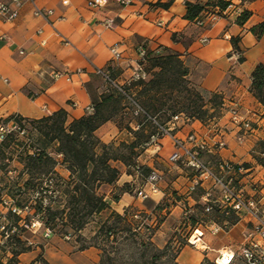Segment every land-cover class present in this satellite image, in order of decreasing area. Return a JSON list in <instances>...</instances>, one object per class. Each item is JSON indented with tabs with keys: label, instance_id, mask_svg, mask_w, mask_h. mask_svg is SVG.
<instances>
[{
	"label": "crops",
	"instance_id": "crops-1",
	"mask_svg": "<svg viewBox=\"0 0 264 264\" xmlns=\"http://www.w3.org/2000/svg\"><path fill=\"white\" fill-rule=\"evenodd\" d=\"M3 1L11 4V0ZM34 1L40 9L53 10L50 23L34 15L33 5L28 0H24L17 20L8 22L0 16V121L15 115L26 120L40 119L60 110L66 111L69 122L80 119L94 113L104 95L130 81L140 61L141 46L149 53H176L189 70L188 79L206 100L214 94L223 97L222 114L209 123L181 120L168 124L172 135L153 141L139 156L137 162L153 170H157L155 163L168 167L170 173L159 183L157 192L149 190L147 199L130 192H123L118 200H113L109 194L106 199L119 213L135 206L153 217L167 211L163 225L192 223L189 217L204 212L207 205L217 207L221 194L209 181L195 186L192 170L170 160L172 154L181 152L175 138L186 141L194 134L198 142L212 147L219 138L217 133L222 131L221 139L226 146L203 152V159L212 166L220 161L248 166L239 177V184L247 196L259 201L260 208L264 209V165L260 157L254 155L256 152L264 157L258 149V144L264 142V106L251 93L252 73L257 65L264 64V34L258 37L252 31L264 22V0L246 1L243 10L251 15L243 25L238 24L237 19L223 18L203 27L187 18V4L203 6L208 0H135L130 6L108 0L104 8H91L89 0ZM108 20H112V27L106 26ZM237 37L238 50L232 42ZM114 46L121 55L118 60L114 58ZM98 70L109 73L112 81ZM233 106L244 119L252 122V132L245 133L233 122L230 113ZM132 114L129 125L137 131L141 124ZM121 116L119 112L113 120L103 124L97 134L103 140H112L120 133L117 118ZM116 166L121 176L110 193L126 184L140 189L136 172H129L122 163ZM253 186L258 187V193ZM211 214L206 215L207 219L215 221L196 223L234 224L217 233L205 230L201 241L203 251L193 248L197 244L185 246L178 258L180 264H201L205 258L212 259L225 248L237 251L253 243L264 244L259 237L251 241L247 238L256 220L245 211L233 213L235 221L228 220L229 215L224 214L223 222H218L222 219L216 209ZM162 231L163 227L155 239L159 240ZM46 251L52 264H75L73 260L98 264L94 248L75 252L74 259L53 245ZM88 252L95 257L89 258Z\"/></svg>",
	"mask_w": 264,
	"mask_h": 264
},
{
	"label": "trees",
	"instance_id": "trees-1",
	"mask_svg": "<svg viewBox=\"0 0 264 264\" xmlns=\"http://www.w3.org/2000/svg\"><path fill=\"white\" fill-rule=\"evenodd\" d=\"M213 4H215L213 0H208L203 6L188 3L187 18L196 20L207 5ZM218 4L222 7L226 6L224 1H218ZM250 15V12L244 11L237 18L238 24L243 25L249 20ZM252 31L261 37L264 34V22L254 27ZM232 42L238 50L239 38H233ZM140 62L147 78L151 73L150 79L131 81L130 85L123 87L124 93L115 89L111 94L104 95L96 104L92 114L72 122L68 121V115L64 110L40 119H19L27 131L35 129L39 133L40 137L37 139L39 147L37 152L27 153L23 160L24 173L28 175V179L22 185L19 183V178L16 179L9 188L8 196L19 209L33 206L32 217L37 218L51 233L56 230L66 235L72 234L71 231L81 233L92 220L110 211V216L98 223L92 242L86 243L81 248V251L90 248L99 249L100 264H179L178 256L181 250L174 251L171 241L164 248H159L153 242L157 227L150 224L140 226L136 223H122L127 221L129 210L127 209L124 213L116 212L106 197L100 193L103 185H114L119 180L121 172L116 163L124 164L129 172H136L140 178L141 187L146 183L153 169L137 162L141 153L137 150L143 144L150 142L154 133L145 135L144 123L141 121H138L141 129L135 131L130 127L129 121L126 126L136 138L134 137L135 139L131 142L122 141L116 145V143L103 142L96 135L97 130L106 122L113 120L119 112H122L124 117L131 116L132 119L134 110L130 107L132 103L129 98L144 109L147 115L143 117L147 123L155 125L151 117L163 126H167L175 115H182L187 120L207 123L216 117L215 114H218L224 105L223 97L220 94H214L209 102L215 103L216 109L211 113L207 107L208 101L197 89L191 87L192 84L188 79L189 70L178 54L147 52L145 60ZM163 87L178 90L180 93L186 92L187 98L183 97L186 101L181 109L176 108L181 100H175L168 91L162 90ZM153 90L159 94L150 95ZM251 93L264 106V64L257 65L252 73ZM160 94H162L161 97ZM157 103L160 105H156ZM169 111L171 113L168 117L161 121L157 113L167 114ZM155 127L158 128L156 125ZM142 136L145 137L144 141L141 139ZM18 138L20 137L17 135H11L0 144V158L5 156V149ZM261 146L264 153V142H261ZM51 147L54 151H49ZM123 147L131 151L130 156L116 152H120ZM57 156L62 160L60 161ZM259 161L264 165V160L259 158ZM59 165L65 166L70 172L68 178L58 172ZM0 169L4 172L6 164L0 163ZM120 190L121 194L130 192L137 195L139 188L126 184ZM116 199H119V195L115 197ZM216 210L217 216L222 219L218 222H223L224 213H218L217 207ZM232 216L233 213L229 215L228 220L235 221ZM8 217L13 223L0 227V229L3 228L0 236H7L2 243L0 241V250L5 254L10 253L11 257L7 261L0 258V264H21L19 256L30 252L33 246L21 236L22 231L26 230L20 225L22 217L12 210L8 212ZM28 220L30 223L31 217H28ZM189 220L194 225L197 217L192 215ZM143 229L147 232L146 237ZM39 260L43 262L41 264H50L43 257ZM37 262L39 261L32 264Z\"/></svg>",
	"mask_w": 264,
	"mask_h": 264
},
{
	"label": "rangeland",
	"instance_id": "rangeland-1",
	"mask_svg": "<svg viewBox=\"0 0 264 264\" xmlns=\"http://www.w3.org/2000/svg\"><path fill=\"white\" fill-rule=\"evenodd\" d=\"M225 19H237V16L234 15V16H231V17L225 18ZM150 77H151V73H150V75H148L147 80L150 79ZM130 83H131V81L127 82V84H125V85H130ZM191 87L197 89L193 84L191 85ZM121 88L123 89V87H121ZM162 90L168 91V93L170 95L175 97L174 98L175 100H179V101L181 100V102L179 104H177L176 108L177 109L182 108L184 101H186L185 99H183V97L187 98L186 92L180 93L178 90H174V89L172 90V89L165 88V87H163ZM118 91H120V90H118ZM164 91L162 93H164ZM156 94H159V92L157 93L155 90H153L150 93V95H156ZM161 95L162 94H160L159 96L161 97ZM212 97L213 96H211L208 100H206V101H208V102H206L207 107H208V109H210L211 113L214 111V109H216L215 105H214L215 103L209 102L210 100L213 99ZM129 101L132 103V105H130V107H133L132 109L134 110V115H136L135 116L136 120L144 123V126H143L144 127V134L148 135L150 133H154V136L151 138V141L148 142L147 144H143V146L140 147L139 150H137V152H141L140 153V156H141V154H143L145 149L148 148V146L150 144H153V141H156L157 139L159 140L160 138H162V136H165V135H162L159 132L158 128L156 129V127H155L156 124L152 125V124L147 123L144 120L143 116L147 115V114L144 111V109L137 102L131 101V100H129ZM169 103L171 104L172 102L170 101ZM156 105L159 106L160 103H157ZM137 110L139 111L138 114H136ZM222 110H223V107L221 108V110L218 114H215L216 117L210 121H214V120L218 119L222 114ZM170 113L171 112L169 111L167 114L162 113V112H159L157 114L161 117V121L162 120L164 121ZM132 116H133V114H132ZM206 118H208V116ZM150 119L154 121V118L150 117ZM131 120H132L131 116H127V117L121 116V117L117 118V127L119 128L120 133L117 134L112 140H109V141L103 140L97 134V132H96V135L106 144H110V143L115 144L116 143V145H119L122 141L131 142L132 140H134L136 138L134 134L130 133V131L128 130V128L126 126L127 123ZM210 121H208L207 123H209ZM39 137H40V135L35 129L32 131H30V130L27 131V133L25 135L16 139L11 144V146L9 148H6L5 149V156L0 158V163L6 164V169L4 170V172L0 169V224H1L0 227L2 225H7V224L11 225L13 223V221L8 217V212L15 205L14 202L11 200V198L8 196L9 188L11 187L13 182L18 178H19L20 185H22L24 183V181L26 179H28V175L26 173H24L25 172V170H24L25 165H24L23 160L26 157L27 153L33 154V153L38 151L37 148L39 147V142L37 141V139ZM141 139H142V141H144L145 137L142 136ZM258 145H259L258 149H260L262 151L263 148L261 146V142ZM49 151H54V150L51 147L49 149ZM116 152L118 154L124 153L127 156L131 155V151L125 147H123L120 152H118V151H116ZM52 154L54 155V152ZM254 155L256 157L259 156L262 160H264V157H262V155L260 153L255 152ZM58 159L60 161L62 160L61 157H58ZM155 167L157 168V171L158 170L160 171V174L162 175L163 179H164L165 175L170 173L168 167L164 166L163 164L157 165L155 163ZM57 170L65 178H68L70 175V172L63 165H59L57 167ZM21 173H22V175H20ZM111 189H113V185H103L100 189V193L103 194L105 197L109 194L110 197L113 200H115V197L121 194V190L114 188L117 190H114L110 193ZM131 194H134V193H131ZM36 195H38V194H36ZM136 197H138V196L136 195ZM116 200H118V199H116ZM32 207L24 208V209H22L21 213H19V214L17 213L18 215H20L22 217V221H20V225L24 226L26 229L25 231H22L21 236L23 237V239L25 241H27V243L29 245L33 246V249L30 252L24 253V254L19 256V261L21 264H32L33 262H35L37 260L41 264V263H43V262H41V260H39L41 257H43L50 264H52V262L49 261V256H47V251H46L47 247L49 248V247H51V245L55 246L60 251L63 250L66 255H68L71 259H74V257H72V256L75 252H80L83 245H85L86 243L92 242L91 239L96 232V229L98 227V223H100V221L105 220L106 218H108L110 216V211L103 213L100 217H97L94 220H92L81 233H74L73 231H71L72 234L66 235L63 232L56 230V232L48 234L49 229L45 228L37 218L32 217L34 214V210L32 209ZM128 210L130 213L127 215V221H123L122 223H136V224H139L140 226H142L143 224H150L153 227H157V231H156L155 235L161 229V227H163V231H162L163 233L159 237V240L155 239V235H154L153 236V242L159 248H164L165 245L169 241H171L172 247H174V251H176V250L182 251L185 248V246L191 245L189 238H191L190 236H192V234H195V230H200V231H202V233L203 232L205 233V230L214 232L215 224L221 226V228H224L225 226H230V224H231V223H195L193 225L192 223H167L166 225H163L164 224L163 222L166 218L165 214L167 213V211L166 212L161 211V212H159L158 215L153 217V216H149V214L140 212L139 208L135 207V206L129 207ZM211 212L199 211L198 213L196 212L197 214L195 213L193 215H195L197 217V221H203V222L211 221L212 222L215 220L211 219V218L207 219V216H206V215H208V216L212 215ZM122 213H124V212H122ZM28 217H31L30 223H29ZM254 225L250 229H252L254 227ZM211 226H213V227L211 228ZM0 231H3V228H1ZM145 231L146 230L143 229L144 236L145 235L147 236V234H146L147 232H145ZM6 238H7V236L6 237L0 236L1 243ZM192 239H194V237H192ZM163 242H165L164 245H163ZM195 242L196 241L192 240V243H195ZM203 246H204L203 243L200 242L197 244V247L193 246V248L197 249L199 251H203V249H204ZM246 246H249V245H246ZM180 247L183 249H181ZM242 248H244V247H242ZM242 248L237 250V252L240 253ZM94 249H95L97 256H98V264H100L101 251L97 248H94ZM87 250H89V249H87ZM83 251H85V250H83ZM87 255L91 259H92V257L93 258L95 257V255L90 254L89 252ZM218 256H219V254L216 255L212 259L205 258L208 260L204 259L201 264H207L209 262L213 263V264H217L216 258H218ZM9 257H11L10 253L5 254L2 250H0V258L1 259H3L4 261H7ZM178 258H179V256H178ZM73 261L75 264L76 263L83 264L80 260H73ZM39 262H37L36 264H39ZM178 263L180 264L179 260H178ZM71 264H73V263H71ZM231 264H246V262L242 258L236 257Z\"/></svg>",
	"mask_w": 264,
	"mask_h": 264
},
{
	"label": "built area",
	"instance_id": "built-area-1",
	"mask_svg": "<svg viewBox=\"0 0 264 264\" xmlns=\"http://www.w3.org/2000/svg\"><path fill=\"white\" fill-rule=\"evenodd\" d=\"M33 5V13L37 17H42L49 22V18L53 15V10L40 9L34 0H28ZM122 6H130L135 0H115ZM215 4L207 5L205 10L202 12L199 18L195 20L198 26H206L208 24H213L220 19L229 18L236 15L237 18L244 12L243 7L247 0H213ZM218 1H224L226 3L225 7L218 4ZM108 0H89L88 5L91 8H104L107 5ZM24 5V0H11V4L0 0V16L3 17L8 22H13L17 20L20 16V11ZM50 23V22H49ZM107 27H112V20L106 21ZM39 34L42 30L38 31ZM59 35V34H58ZM68 42V41H65ZM45 44V42H43ZM115 59H120L121 55L117 46L112 49ZM21 53H24L21 51ZM236 55L239 53L236 52ZM147 56V51L144 46L139 48V59L144 61ZM139 61L138 67L135 69L130 81H136L140 79H146L147 74L144 70L143 65ZM98 73L104 75L107 80L112 81L111 76L107 72L98 70ZM60 75H56L59 77ZM119 90L124 93L123 89L119 87ZM138 110L136 114H138ZM232 115V120L244 132H252L254 130L251 121L246 120L239 113L236 106L230 109ZM21 117L13 116L7 120L0 121V144L8 139L11 135H17L19 137L27 133L26 127L19 120ZM181 120H186L182 115H175L169 124H176ZM154 123L157 125L159 132L162 135H172V129L169 126L160 125L155 119ZM223 132L217 133L218 139L213 143L212 147H209L205 142H198L197 137L194 134H190L186 141L179 140L175 138L176 146L181 150V152H175L172 154L170 160L173 163H180L190 168L193 172V182L195 186L202 184L205 181H209L213 187H216L220 192V201L217 208L222 211L225 215H231L232 213H240L245 211L251 215L255 220L256 224L252 229H249L247 233V238L249 241L259 237L264 241V209L259 206V201L255 200L253 197L247 196L246 192L241 188L239 184V177L243 175L247 168L242 164H234L230 162L220 161L216 166L210 165L203 159V152L219 149L226 146L225 140L221 139ZM240 139H243L240 136ZM162 175L157 170H152L147 178L146 183L139 189L137 196L142 199H147L149 197L148 191L157 192L159 189V183L162 181ZM264 184V183H263ZM255 192H259L257 186H253ZM216 207L213 205H207L205 208L206 212H211ZM14 213H21L22 209L17 208L15 205L11 208ZM188 214V213H187ZM186 214V215H187ZM221 226L215 224L214 232H218ZM197 230H195L196 232ZM48 234L51 231L48 230ZM191 236L189 241L191 242ZM192 245H196L191 243ZM226 252L229 257V263L231 264L236 257L242 258L246 264H264V244L253 243L249 246H244L241 252H237L232 248H225L220 251L219 255L224 256L223 252ZM217 263V260H216ZM218 264V263H217Z\"/></svg>",
	"mask_w": 264,
	"mask_h": 264
},
{
	"label": "bare ground",
	"instance_id": "bare-ground-1",
	"mask_svg": "<svg viewBox=\"0 0 264 264\" xmlns=\"http://www.w3.org/2000/svg\"><path fill=\"white\" fill-rule=\"evenodd\" d=\"M204 234L200 231V230H197L195 232V235H194V239H192L193 241H196L195 243L193 244H198L202 241V238H203ZM192 240H191V243H192ZM200 247V246H199ZM204 247V246H203ZM224 256H221L219 255L217 259V263L218 264H228L229 263V257L227 255V253L224 251Z\"/></svg>",
	"mask_w": 264,
	"mask_h": 264
}]
</instances>
